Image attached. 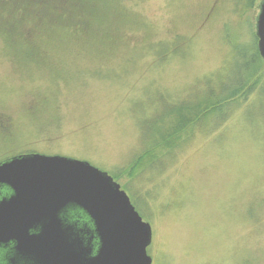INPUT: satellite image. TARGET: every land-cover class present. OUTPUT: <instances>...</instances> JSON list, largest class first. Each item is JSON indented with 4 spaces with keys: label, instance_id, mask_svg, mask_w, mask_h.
Wrapping results in <instances>:
<instances>
[{
    "label": "rangeland",
    "instance_id": "rangeland-1",
    "mask_svg": "<svg viewBox=\"0 0 264 264\" xmlns=\"http://www.w3.org/2000/svg\"><path fill=\"white\" fill-rule=\"evenodd\" d=\"M16 1L0 0L8 156L63 155L108 172L151 224L152 264H264V82L215 122L183 127L175 147L163 142L128 180L160 131L194 117L210 89L218 93L242 49L231 29L250 41L262 0H116L89 44L71 36L59 48L58 27L48 24L31 62L19 57L23 33L40 21L27 23Z\"/></svg>",
    "mask_w": 264,
    "mask_h": 264
},
{
    "label": "water",
    "instance_id": "water-1",
    "mask_svg": "<svg viewBox=\"0 0 264 264\" xmlns=\"http://www.w3.org/2000/svg\"><path fill=\"white\" fill-rule=\"evenodd\" d=\"M264 59V0L256 17ZM0 243L16 241L11 264H152L151 224L121 185L89 161L20 154L3 160ZM30 229H38L30 234Z\"/></svg>",
    "mask_w": 264,
    "mask_h": 264
},
{
    "label": "trees",
    "instance_id": "trees-1",
    "mask_svg": "<svg viewBox=\"0 0 264 264\" xmlns=\"http://www.w3.org/2000/svg\"><path fill=\"white\" fill-rule=\"evenodd\" d=\"M114 1L116 0H17L14 11L19 7L26 9L28 14L27 17H25V21L27 23L30 21V16H37L38 21H40L38 25L33 24L32 33H23V36L26 35L24 39L28 45L20 53L21 55H19V57L25 59V61L31 62L33 58L40 55L38 38L40 35H43L45 29H47L46 26L50 28L51 25L48 24H53L58 27L57 30L59 31V35L55 40L56 46L59 48L68 45L67 40H69L71 36L76 38V41L79 40L77 43L82 42L89 44L93 39L96 40L100 33L101 24L104 23L105 17L107 16L104 10ZM247 2H249V4L246 6L250 7L254 5L255 0H247ZM22 25H25L24 21ZM231 31L232 34L236 36V46L241 45L240 47H242V49L238 51V56H240V58H237V67L235 66L233 71L224 77L225 82L217 86L218 93L214 92L212 89L207 92L194 117L187 116L180 127L171 130L167 134H162L160 131V139L157 135L155 136L153 146L148 148V150L139 156L136 161L130 165L131 167L128 168V180L136 175L137 170L143 168L146 162L145 158L150 157L152 153L154 154L156 149H161V144L163 142V146L175 147L179 143L178 141L182 140L183 127H189V125L196 124L201 120H205L206 124L213 123L215 122V114L221 116L226 108H230L231 106H237L236 108H238L244 103L247 104L249 100L260 91L259 89L262 90L264 82V59L259 54L257 46L258 39L255 32L250 41L240 43L237 33L233 29H231ZM63 32L70 33H66L67 37H65L66 34L62 35ZM177 52L183 53L182 51ZM39 57H41V55ZM157 89H160V87H157ZM258 98L260 103L259 106L262 107V94ZM228 119L229 117L226 120ZM206 124H204V126ZM9 138L11 137H0V150L5 149L7 147L5 145H8L7 143L12 141V139ZM4 151L3 154L6 153L7 157H12V155L8 156L9 153H7L10 150L5 149ZM5 158L6 157H2L1 159L4 160Z\"/></svg>",
    "mask_w": 264,
    "mask_h": 264
},
{
    "label": "clouds",
    "instance_id": "clouds-1",
    "mask_svg": "<svg viewBox=\"0 0 264 264\" xmlns=\"http://www.w3.org/2000/svg\"><path fill=\"white\" fill-rule=\"evenodd\" d=\"M4 162L0 161V165ZM15 194V190L11 186H6L0 182V202L5 199H10ZM38 229H30V234H35ZM16 241L11 240L7 244L0 243V264H11V257L15 255L14 249Z\"/></svg>",
    "mask_w": 264,
    "mask_h": 264
},
{
    "label": "flooded vegetation",
    "instance_id": "flooded-vegetation-1",
    "mask_svg": "<svg viewBox=\"0 0 264 264\" xmlns=\"http://www.w3.org/2000/svg\"><path fill=\"white\" fill-rule=\"evenodd\" d=\"M35 153V152H34ZM21 153H19V154H16V155H20ZM23 154H27V153H23ZM16 155H14V156H16ZM13 157V156H12ZM5 160V159H4ZM3 161V160H2Z\"/></svg>",
    "mask_w": 264,
    "mask_h": 264
}]
</instances>
